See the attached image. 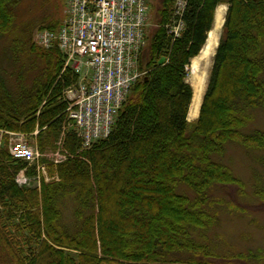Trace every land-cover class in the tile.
<instances>
[{
	"label": "trees",
	"instance_id": "trees-1",
	"mask_svg": "<svg viewBox=\"0 0 264 264\" xmlns=\"http://www.w3.org/2000/svg\"><path fill=\"white\" fill-rule=\"evenodd\" d=\"M186 1L178 36L166 27L172 0L157 1L139 54L145 75L133 85L111 133L89 148L82 147L73 128L63 131L70 119L62 91L77 76L68 68L62 71L58 48L31 42L45 66L18 96L0 76V128H39L40 150L54 149L60 139L66 155L47 167L57 180L41 178L37 189L18 185L16 176L27 163L12 157L5 145L0 148V251L12 264H214L170 260L167 253L209 254L192 233L217 222L206 208L210 192L215 185H243L216 158L225 144L264 151V129L247 130L254 110L264 107V0ZM222 2L228 4L224 34L199 116L189 123L188 66L204 46ZM16 3L0 0V38L12 30ZM57 25L58 20L47 24ZM25 174L34 175V167ZM255 195L264 201V188L257 187ZM67 197L76 203L79 227L73 232L56 226ZM20 238L28 248L20 246Z\"/></svg>",
	"mask_w": 264,
	"mask_h": 264
},
{
	"label": "built area",
	"instance_id": "built-area-1",
	"mask_svg": "<svg viewBox=\"0 0 264 264\" xmlns=\"http://www.w3.org/2000/svg\"><path fill=\"white\" fill-rule=\"evenodd\" d=\"M172 18L166 27L180 35L186 0H172ZM57 27H39L34 43L44 49L56 47L62 54V71L69 69L76 82L62 91L65 111L81 138L83 147L106 138L135 82L145 70L139 68V54L150 24L148 0H66ZM38 129L26 133L0 128V146L8 135V149L15 158L32 163L39 184L45 174L43 157L37 143ZM55 162L63 158L52 154ZM26 179L18 176L22 183ZM28 179V178H27Z\"/></svg>",
	"mask_w": 264,
	"mask_h": 264
},
{
	"label": "rangeland",
	"instance_id": "rangeland-1",
	"mask_svg": "<svg viewBox=\"0 0 264 264\" xmlns=\"http://www.w3.org/2000/svg\"><path fill=\"white\" fill-rule=\"evenodd\" d=\"M150 1L149 18L153 21L158 0ZM65 2L66 0H17L12 30L0 38V76L14 96H18L22 86L30 87L34 80L40 76L45 66L44 61L38 55L40 54L39 50L31 49L34 31L41 25L45 24L46 26L51 21H59L63 15ZM220 4L225 5L227 11L228 4L226 2ZM223 34L222 24L217 32V46ZM215 50L211 56L199 57L200 50L197 55V66L194 69L195 74L192 70V62L188 66L187 81L192 86L193 94L199 85V78L206 75L201 103L208 86ZM201 80L204 83L203 79ZM191 103L192 99L190 105ZM190 105L188 113L191 108ZM199 111L196 117H189L187 113V121L189 123L195 122L199 116ZM254 128L264 129V107L254 110V120L247 130ZM58 144L59 139L55 142L54 149L45 150L49 154V162L53 158L52 154L58 149L60 150ZM216 158L228 166L233 174L242 181L243 185H215L210 192L206 208L217 218V222L208 228L198 229L192 233L195 242L205 246L209 254L206 255L203 252L197 254L171 252L167 253V258L170 260L193 258L197 261L206 260L214 264H264V201L255 195L257 187L264 188V151L249 150L237 142L229 141L225 144L223 155ZM26 167L27 165L18 172L26 178L25 181L16 182L19 186L40 189L41 184L40 186L34 185L33 175L26 176L23 173ZM50 177L51 180L57 175ZM179 189L190 197L193 196L191 190L184 189L183 186H180ZM62 202L61 216L56 226L59 230L66 227L67 230L73 232L79 227L74 216L76 203L71 197L63 199ZM11 229L14 231L12 227ZM19 244L25 249L28 248L27 240L24 238L19 239ZM32 246L35 247V244L32 243ZM257 253H261L259 258L254 257V254ZM10 261L6 253L0 251V264H12Z\"/></svg>",
	"mask_w": 264,
	"mask_h": 264
},
{
	"label": "bare ground",
	"instance_id": "bare-ground-1",
	"mask_svg": "<svg viewBox=\"0 0 264 264\" xmlns=\"http://www.w3.org/2000/svg\"><path fill=\"white\" fill-rule=\"evenodd\" d=\"M226 11V6L223 4H220L217 7L216 10V15H215V22H214V26L212 28V30H210L208 32V38L206 40V43L204 45V47L201 50L200 56H211L213 51L215 50L216 46H217V42H218V38H217V32L219 30V28L222 26L223 21H224V13ZM198 56L192 59V70L194 71V74L196 73L194 69H196L197 66V61H198ZM206 75L202 76L199 78L198 82L199 85L195 88L194 90V94H193V98H192V103H191V108L189 110V117H196L198 115V111L200 108V103H201V99H202V93H203V86L205 85V80ZM203 82L202 83V80Z\"/></svg>",
	"mask_w": 264,
	"mask_h": 264
}]
</instances>
